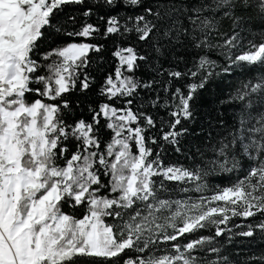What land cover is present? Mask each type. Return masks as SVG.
I'll return each instance as SVG.
<instances>
[{
    "label": "snow or ice",
    "instance_id": "obj_1",
    "mask_svg": "<svg viewBox=\"0 0 264 264\" xmlns=\"http://www.w3.org/2000/svg\"><path fill=\"white\" fill-rule=\"evenodd\" d=\"M262 245L264 0H0V264Z\"/></svg>",
    "mask_w": 264,
    "mask_h": 264
},
{
    "label": "trees",
    "instance_id": "obj_2",
    "mask_svg": "<svg viewBox=\"0 0 264 264\" xmlns=\"http://www.w3.org/2000/svg\"><path fill=\"white\" fill-rule=\"evenodd\" d=\"M228 79H230L232 81L231 84L228 83V80H225L224 83H221V84H219L218 86L215 87V93L219 95V98L220 99H224L226 97V94L230 90H232L235 87H238L239 86V80L236 77H230ZM241 79H243V77ZM211 94H212V86L210 85L209 86V90L206 93H203L202 95H204L205 97H207V96H209ZM174 159H175V157H172V156L169 157V160L170 161L171 160H174ZM216 182L226 183V181H223V182L216 181ZM64 211L65 212H69L70 210L68 209L67 206H65ZM74 214L77 217L82 216L83 215V209H77ZM110 222L111 221H109V223ZM239 222H240V220H237V223H239ZM248 222L253 223L255 221L252 218H249ZM239 239L240 238H237L238 241H239ZM261 247H264V245H262ZM241 248H242V245H240L239 242H237V244L234 247L233 246H230L229 247V251L235 253L236 251L240 250ZM258 254H259L258 252H249L248 249H246V248L243 251V255L244 256H248V255H258Z\"/></svg>",
    "mask_w": 264,
    "mask_h": 264
}]
</instances>
